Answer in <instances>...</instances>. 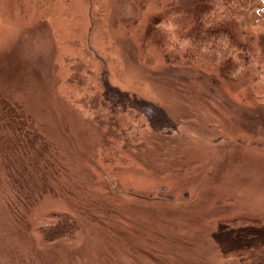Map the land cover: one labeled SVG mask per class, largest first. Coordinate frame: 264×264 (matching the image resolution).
<instances>
[{"label": "rangeland", "instance_id": "374dc122", "mask_svg": "<svg viewBox=\"0 0 264 264\" xmlns=\"http://www.w3.org/2000/svg\"><path fill=\"white\" fill-rule=\"evenodd\" d=\"M157 1L0 0V264H256L264 0L216 61Z\"/></svg>", "mask_w": 264, "mask_h": 264}, {"label": "trees", "instance_id": "16d2710c", "mask_svg": "<svg viewBox=\"0 0 264 264\" xmlns=\"http://www.w3.org/2000/svg\"><path fill=\"white\" fill-rule=\"evenodd\" d=\"M138 1L141 6L146 7L149 0ZM253 1L254 0H192L191 3L187 4V7L182 8L177 11V13H179L180 16L184 15L183 19L187 24H192V29L189 30L187 37L193 41L195 48L199 50L204 48L207 50L208 48L207 51L212 53V56L210 57L216 61L218 54L228 57L230 54L232 56V53H245L247 47L238 46L235 42V29L233 26L231 27L234 22L231 19L241 18V13L242 15H245L247 8L251 3H254ZM157 2L159 3V6H162V9L164 8V11L162 12V15L151 17L148 23V30L145 32L146 38L154 41V45L161 44L160 27H162L166 21L163 16L165 14L164 12L167 9H176V7L180 5L177 0H158ZM183 29L184 27L181 28L180 33ZM214 39L217 43H215ZM223 40L225 42L231 41L233 44L230 45L229 43L227 46H224L220 43ZM212 41L213 43H211ZM234 49H236V51ZM230 66V63L226 64V73H229L228 69ZM63 216H59V218ZM64 217L65 219L61 220L60 223L62 230L54 233L50 238L58 240L63 237L74 236L78 230L76 224L69 220V218H66L67 216ZM250 248H253L254 251H256V264H264V245H250Z\"/></svg>", "mask_w": 264, "mask_h": 264}]
</instances>
